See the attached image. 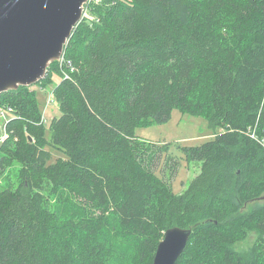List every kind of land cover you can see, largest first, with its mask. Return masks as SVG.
<instances>
[{
	"label": "trees",
	"instance_id": "trees-1",
	"mask_svg": "<svg viewBox=\"0 0 264 264\" xmlns=\"http://www.w3.org/2000/svg\"><path fill=\"white\" fill-rule=\"evenodd\" d=\"M91 14L70 64L37 82L60 77L49 137L30 86L0 93L15 110L0 166L20 164L0 190V264H109L125 242L152 264L173 226L193 229L176 264H264V0H102ZM175 108L215 130L181 148L200 170L180 194L156 173L168 145L135 134Z\"/></svg>",
	"mask_w": 264,
	"mask_h": 264
},
{
	"label": "water",
	"instance_id": "water-1",
	"mask_svg": "<svg viewBox=\"0 0 264 264\" xmlns=\"http://www.w3.org/2000/svg\"><path fill=\"white\" fill-rule=\"evenodd\" d=\"M87 0H0V93L30 86L59 62ZM192 227L164 231L152 264H176Z\"/></svg>",
	"mask_w": 264,
	"mask_h": 264
},
{
	"label": "rangeland",
	"instance_id": "rangeland-1",
	"mask_svg": "<svg viewBox=\"0 0 264 264\" xmlns=\"http://www.w3.org/2000/svg\"><path fill=\"white\" fill-rule=\"evenodd\" d=\"M59 80V75L54 74L52 84L46 82V85L43 83L45 85L43 87L38 83L30 85V89L36 92L41 113L45 114L48 137L50 136L49 123L53 117L59 116L61 113L58 102H56L53 95V89ZM11 116V114H7L5 118H0V125ZM135 134L143 140L152 141L159 145H168V152L162 154V160L159 167L156 168V173L169 180L174 193L180 194L200 170L199 164L195 161L188 163L181 148L201 145L213 138L215 130L210 127L205 117L175 108L168 121L144 123L136 128ZM49 149L53 155L50 161L53 162L57 157L61 156V153L54 147L50 146ZM2 155L3 153L0 149V158ZM168 155L173 157V161L176 160L178 162V170L176 175L174 174L173 176L169 173L170 169L166 166ZM19 169L20 164L17 160H14L11 165L4 169L0 166V190L9 186L15 187L19 183ZM255 238L256 234L249 232L246 239L236 244V248L240 252L248 254L252 243L255 242ZM122 246L109 264H143L142 260L136 255L131 243L125 242Z\"/></svg>",
	"mask_w": 264,
	"mask_h": 264
},
{
	"label": "built area",
	"instance_id": "built-area-1",
	"mask_svg": "<svg viewBox=\"0 0 264 264\" xmlns=\"http://www.w3.org/2000/svg\"><path fill=\"white\" fill-rule=\"evenodd\" d=\"M101 1L102 0H87L86 4L84 5V12H83V15H82V20H84V19H86V20L93 19L94 16L91 14V6H93L94 4H98ZM64 61L66 63L70 64V62L67 61V59L65 58V56L63 54L61 60L59 61V65L61 66V68L63 67ZM62 70H64V69H62ZM7 114H11L12 116L10 118H7L6 121H4V123L2 125H0V144L1 145L8 138V133L9 132L7 131V123L13 116H15V110H14L13 106L5 105V104L0 105V118H5ZM42 115L43 116H42L41 121L46 123L47 121H46V118H45V114L43 113Z\"/></svg>",
	"mask_w": 264,
	"mask_h": 264
}]
</instances>
